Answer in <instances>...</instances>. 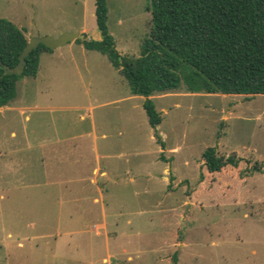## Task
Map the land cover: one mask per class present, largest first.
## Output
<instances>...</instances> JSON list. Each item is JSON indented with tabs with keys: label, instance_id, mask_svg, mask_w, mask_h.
Listing matches in <instances>:
<instances>
[{
	"label": "rangeland",
	"instance_id": "obj_1",
	"mask_svg": "<svg viewBox=\"0 0 264 264\" xmlns=\"http://www.w3.org/2000/svg\"><path fill=\"white\" fill-rule=\"evenodd\" d=\"M105 7L115 51L138 57L149 1ZM0 19L26 41L100 39L93 0H0ZM143 100L74 42L18 79L0 107V264H264V95L154 94L155 129ZM207 148L232 164L209 173Z\"/></svg>",
	"mask_w": 264,
	"mask_h": 264
},
{
	"label": "trees",
	"instance_id": "obj_2",
	"mask_svg": "<svg viewBox=\"0 0 264 264\" xmlns=\"http://www.w3.org/2000/svg\"><path fill=\"white\" fill-rule=\"evenodd\" d=\"M150 28L138 57L120 56L108 34L105 0H93L94 22L100 39L75 40L84 49L105 55L125 80L129 93L144 98L147 124L155 129L159 114L150 97L183 86L189 93L264 95V0H148ZM22 32L0 19V107L13 101L15 84L34 77L38 58L50 50L38 45L25 58L21 75L7 74L25 46ZM209 173L232 164L214 149L202 154Z\"/></svg>",
	"mask_w": 264,
	"mask_h": 264
},
{
	"label": "water",
	"instance_id": "obj_3",
	"mask_svg": "<svg viewBox=\"0 0 264 264\" xmlns=\"http://www.w3.org/2000/svg\"><path fill=\"white\" fill-rule=\"evenodd\" d=\"M84 35L79 33H62L56 38L50 36H43L40 38H31L26 41L25 46L22 48L21 52L17 56V64L13 68H8L3 66V69L7 74H12L19 76L21 75L24 65L25 58L28 57L29 53L36 49L38 45H42L48 50H54L56 48L62 47L67 43L74 42L75 40H83Z\"/></svg>",
	"mask_w": 264,
	"mask_h": 264
},
{
	"label": "crops",
	"instance_id": "obj_4",
	"mask_svg": "<svg viewBox=\"0 0 264 264\" xmlns=\"http://www.w3.org/2000/svg\"><path fill=\"white\" fill-rule=\"evenodd\" d=\"M79 32H82V30H81V31H79ZM95 40L97 41L98 39H97V38H95Z\"/></svg>",
	"mask_w": 264,
	"mask_h": 264
}]
</instances>
